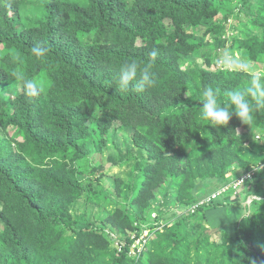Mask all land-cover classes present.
<instances>
[{
    "label": "trees",
    "instance_id": "1",
    "mask_svg": "<svg viewBox=\"0 0 264 264\" xmlns=\"http://www.w3.org/2000/svg\"><path fill=\"white\" fill-rule=\"evenodd\" d=\"M132 60L141 93L116 84ZM253 75L264 0H0V264H264V108L197 119Z\"/></svg>",
    "mask_w": 264,
    "mask_h": 264
},
{
    "label": "clouds",
    "instance_id": "2",
    "mask_svg": "<svg viewBox=\"0 0 264 264\" xmlns=\"http://www.w3.org/2000/svg\"><path fill=\"white\" fill-rule=\"evenodd\" d=\"M30 52L37 60H42L46 58L49 49L36 44L30 49ZM157 54V50H153L150 56L154 59ZM235 57V53L224 52L217 58L216 63L226 69L248 68L247 63L237 61ZM152 67L151 62L144 64L143 67L135 60L123 63L119 68L116 80L118 90L127 91L131 85L133 91L141 93L145 88L154 86L156 80L151 71ZM13 76L22 83L26 96L35 97L39 94L41 89L36 80L27 78L19 72H13ZM224 95L226 100L221 103L219 90L211 86L205 87L199 97L200 112L197 119L207 122V125L211 124L213 127L219 128L226 126L235 115L242 123L248 125L253 119L254 108H264V80L258 75H253L247 87L231 90ZM252 264H256V262L252 261Z\"/></svg>",
    "mask_w": 264,
    "mask_h": 264
},
{
    "label": "rangeland",
    "instance_id": "3",
    "mask_svg": "<svg viewBox=\"0 0 264 264\" xmlns=\"http://www.w3.org/2000/svg\"><path fill=\"white\" fill-rule=\"evenodd\" d=\"M105 160H106V156L104 155V159H103V161L106 162ZM117 169H118V167H113L112 170H110V168H108V169H107V170H108L107 172H109V173H111L112 171L115 172ZM109 185H110V183L106 182V186H109ZM219 216H220V217L217 216V218L214 220V222H217V223L220 222V219H219V218H221L222 216H221L220 214H219ZM213 232H214V231H211V233H213ZM217 235H218L217 232H214V233H213V237L216 238Z\"/></svg>",
    "mask_w": 264,
    "mask_h": 264
},
{
    "label": "built area",
    "instance_id": "4",
    "mask_svg": "<svg viewBox=\"0 0 264 264\" xmlns=\"http://www.w3.org/2000/svg\"><path fill=\"white\" fill-rule=\"evenodd\" d=\"M257 137H258V136H257ZM242 180H243V178H238L237 180H235L234 183H233L234 186H237L238 183H240ZM225 189H227V186H224V187L220 188V190L218 191V193L222 192V191L225 190ZM143 233H144V234H147V229H146V228L143 229Z\"/></svg>",
    "mask_w": 264,
    "mask_h": 264
}]
</instances>
